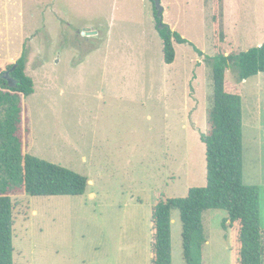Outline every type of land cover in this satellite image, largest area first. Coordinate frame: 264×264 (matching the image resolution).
<instances>
[{"label": "rangeland", "instance_id": "374dc122", "mask_svg": "<svg viewBox=\"0 0 264 264\" xmlns=\"http://www.w3.org/2000/svg\"><path fill=\"white\" fill-rule=\"evenodd\" d=\"M161 1L188 40L172 63L153 0H0V65L26 48L35 84L26 151L88 178L81 195L12 196L15 264H151L153 204L206 185L212 1ZM222 21L229 53L264 43V0H223ZM227 76L242 92L244 182L259 187L264 236V72L240 81L231 61ZM227 216L204 213L203 264H235ZM172 264H186L178 209Z\"/></svg>", "mask_w": 264, "mask_h": 264}, {"label": "trees", "instance_id": "16d2710c", "mask_svg": "<svg viewBox=\"0 0 264 264\" xmlns=\"http://www.w3.org/2000/svg\"><path fill=\"white\" fill-rule=\"evenodd\" d=\"M211 1L214 104L207 113L206 131L201 135L206 146L207 183L190 187L185 196H165L153 204L151 264H172V211L175 209L180 211L186 264H203V249L208 241L204 213L209 209L228 213L222 226L235 231V264H264L259 187L244 182L243 97L239 85L227 76L231 61L238 67L240 81L264 72V43L236 54L229 53L222 21L223 0ZM154 15L163 39L164 62L172 63L176 58L175 42L188 40L169 24L160 25L155 4ZM26 64L25 48L16 62L6 68L0 65V264H15L14 194L81 195L88 183L86 176L26 151L29 120L24 99L35 92ZM7 71L13 84L8 81Z\"/></svg>", "mask_w": 264, "mask_h": 264}, {"label": "water", "instance_id": "95a60500", "mask_svg": "<svg viewBox=\"0 0 264 264\" xmlns=\"http://www.w3.org/2000/svg\"><path fill=\"white\" fill-rule=\"evenodd\" d=\"M156 10H157V15L160 17L161 19V23L160 25L162 26L163 23V12H164V7L162 5V1L161 0H153ZM14 67H16V65H14ZM13 67V68H14ZM12 70V69H11ZM10 71H7V77H8V81L10 84H13V78L9 76Z\"/></svg>", "mask_w": 264, "mask_h": 264}]
</instances>
